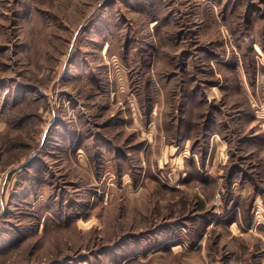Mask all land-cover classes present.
<instances>
[{
    "label": "rangeland",
    "instance_id": "rangeland-1",
    "mask_svg": "<svg viewBox=\"0 0 264 264\" xmlns=\"http://www.w3.org/2000/svg\"><path fill=\"white\" fill-rule=\"evenodd\" d=\"M0 264H264V0H0Z\"/></svg>",
    "mask_w": 264,
    "mask_h": 264
}]
</instances>
